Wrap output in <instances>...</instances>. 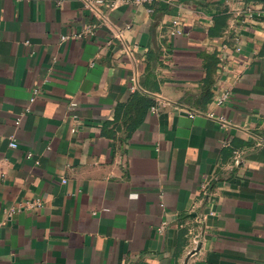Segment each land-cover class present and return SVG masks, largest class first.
<instances>
[{
  "label": "crops",
  "instance_id": "crops-1",
  "mask_svg": "<svg viewBox=\"0 0 264 264\" xmlns=\"http://www.w3.org/2000/svg\"><path fill=\"white\" fill-rule=\"evenodd\" d=\"M252 7L0 0V264H264Z\"/></svg>",
  "mask_w": 264,
  "mask_h": 264
},
{
  "label": "built area",
  "instance_id": "built-area-1",
  "mask_svg": "<svg viewBox=\"0 0 264 264\" xmlns=\"http://www.w3.org/2000/svg\"><path fill=\"white\" fill-rule=\"evenodd\" d=\"M86 2V6L92 10H95L98 6L100 5H107V6H111L112 8L117 7V6H121V5H125V4H133V5H143V4H152L158 0H84ZM168 1H173V0H168ZM255 0H251V1H247V0H235V3L237 5H239V13L246 12L248 14L249 17H254L256 15V13L253 10L252 7V2H254ZM169 35H184L186 34L185 31L181 28V19L178 17H176L175 19H173L171 21L170 24V29H169ZM86 33H91V29L85 30L82 33H74L72 36L69 35H65L62 36V40H67L69 38H78V37H82L84 34ZM40 90L36 89L34 91L33 97L31 98V102H34L36 100V96L39 94ZM229 98V94L225 93L224 95H222L218 102L219 103H223L224 101H226ZM78 103L75 100H72L70 102L69 105V109L70 111L73 112L75 111L76 107H77ZM153 110L156 109V107H152ZM27 110H29V108H27ZM73 116H76L75 114ZM21 118L18 117L16 120V125L18 126L20 124ZM11 142H10V146L12 148H16L18 146L17 140L15 138L14 135H12L11 137ZM205 186V184L203 185V187ZM37 205H40L39 200H37ZM164 226H161L160 230H163Z\"/></svg>",
  "mask_w": 264,
  "mask_h": 264
},
{
  "label": "trees",
  "instance_id": "trees-1",
  "mask_svg": "<svg viewBox=\"0 0 264 264\" xmlns=\"http://www.w3.org/2000/svg\"><path fill=\"white\" fill-rule=\"evenodd\" d=\"M247 1H251V0H247ZM226 15L224 14V16H219L216 19V27L213 28L210 32V34L215 35V34H219V32L221 31V29L226 26V20L229 17V14L227 12H225Z\"/></svg>",
  "mask_w": 264,
  "mask_h": 264
},
{
  "label": "water",
  "instance_id": "water-1",
  "mask_svg": "<svg viewBox=\"0 0 264 264\" xmlns=\"http://www.w3.org/2000/svg\"><path fill=\"white\" fill-rule=\"evenodd\" d=\"M258 1H264V0H258Z\"/></svg>",
  "mask_w": 264,
  "mask_h": 264
}]
</instances>
